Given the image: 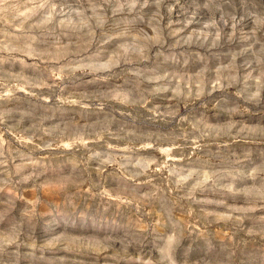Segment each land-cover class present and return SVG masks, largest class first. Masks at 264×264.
Listing matches in <instances>:
<instances>
[{"label":"rangeland","instance_id":"374dc122","mask_svg":"<svg viewBox=\"0 0 264 264\" xmlns=\"http://www.w3.org/2000/svg\"><path fill=\"white\" fill-rule=\"evenodd\" d=\"M0 264H264V0H0Z\"/></svg>","mask_w":264,"mask_h":264}]
</instances>
